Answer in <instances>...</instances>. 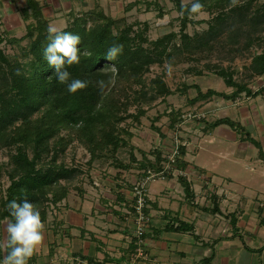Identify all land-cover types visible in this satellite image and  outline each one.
<instances>
[{"label": "crops", "instance_id": "crops-1", "mask_svg": "<svg viewBox=\"0 0 264 264\" xmlns=\"http://www.w3.org/2000/svg\"><path fill=\"white\" fill-rule=\"evenodd\" d=\"M30 1L41 8L49 25L60 30L93 12L113 19L121 15V19L133 10L148 12L149 6L165 5L164 0H0L1 29L9 33L26 30L21 13H32ZM195 77V86L204 92L209 88L219 91L225 83L228 90L220 92L228 96L203 100L202 110L209 117L221 110L226 113L221 118H229L237 126L214 125L218 119L197 120L186 127L193 129L189 136L180 140L170 134L172 140L161 145L172 149L178 140L185 146V170L193 178L194 195L187 198L176 174L149 182L143 254L136 244V218L126 213L133 209L132 184L140 174H130L129 185V175L121 181L119 172L117 178H100L96 173V180L84 186L82 193H69L43 220L44 240L28 264H264V105L260 107L254 100L262 97L264 103V93L240 92L239 98H244L238 102L232 100L229 89L233 87L220 75ZM145 159L154 161L155 154ZM137 163L130 161L128 169L132 171ZM211 194L218 195L216 212L211 210ZM233 216L236 225L230 222ZM180 221L194 229L177 230Z\"/></svg>", "mask_w": 264, "mask_h": 264}, {"label": "trees", "instance_id": "trees-1", "mask_svg": "<svg viewBox=\"0 0 264 264\" xmlns=\"http://www.w3.org/2000/svg\"><path fill=\"white\" fill-rule=\"evenodd\" d=\"M171 1L182 13L181 22L184 29L192 20L187 10L182 8V4L190 7L195 0L190 3H184L182 0ZM200 3L204 5L203 11L213 12L225 7L227 3L230 4L231 0H200ZM241 7L243 6H239ZM29 8L32 9L37 22L28 26L27 37L30 38V42L24 51V56L28 57V60L21 62L17 59L18 57L10 58L0 48V71H2L0 75L2 77L0 83V147L17 146V152L12 156L14 167L9 171L11 184L2 202L4 209L0 216L9 218V220L11 217L7 204L12 200L22 203L27 199L35 204L44 220L47 217V210L41 208V202L46 200L56 206L67 196L66 186L55 187L60 179L68 175L67 168L64 165L49 167L46 170L38 167L43 154L50 151V148H53L55 152L65 151L71 141L77 138L87 146L92 159H96L101 155L100 151H104L111 145H113L114 152H117L121 146H127L128 140L122 134L127 133L129 138L132 134L128 129L119 125L125 119V116L120 114V107L121 97H126L128 94L127 82L132 80L134 83L140 82L142 73L149 70L152 64L162 61L169 48L168 44L177 36L175 32H171L158 38L154 42V48H149L144 46V32L133 31V23L125 24L124 28L118 30V21L103 12L90 13L89 18H76L62 31L81 38L80 44L77 45L80 50V63L66 67L71 74L70 80L85 81L87 87L76 93H69L67 85L57 81L55 68L44 59V49L50 42L47 31L49 24L42 17L41 8L33 1L29 2ZM262 8H264V3ZM24 14L26 18L29 15L27 11ZM252 19L256 22H264V11ZM89 20L92 24L88 26ZM182 37L183 39L189 38L187 34H183ZM5 39L0 38V42ZM7 41L14 43L21 40L13 38ZM114 44L123 45V50L111 61L107 59L106 53ZM113 65H115V71L111 68ZM252 69L264 75V52L255 56ZM198 74L201 73L198 72ZM216 74L224 78L227 86L236 87L231 95L233 97L243 91L254 96L264 93V86L253 91L248 84L236 82L233 74L225 69L216 71ZM101 80L106 84L103 90L98 84ZM154 83H156V90L159 94L167 96L171 93L161 77L156 78ZM197 90L198 94L190 100L192 104L214 95H227L211 88L204 92L198 86ZM144 113L145 110H142L139 115ZM170 113L172 115L171 124H175L181 118V112L172 110ZM222 123L237 126L229 118H220L214 122V125ZM64 129L68 130L67 136L61 135ZM29 146H32V157L28 152ZM155 153V160L145 159L139 162V169L151 167L161 170L164 167L162 161L166 159L163 157V152L155 150ZM185 155L186 148L181 145L180 155L174 168L186 169ZM131 161L137 162L134 154H131ZM117 163L115 165L120 168L132 167L121 161ZM178 178L185 188L187 198L192 197L194 193L191 181L180 174ZM211 199L214 205L211 210L216 212L219 210L218 195L211 194ZM230 222L236 225L237 220L233 216ZM175 228L179 231H189L193 230L194 226L180 221ZM2 259L3 253L0 252V260Z\"/></svg>", "mask_w": 264, "mask_h": 264}, {"label": "rangeland", "instance_id": "rangeland-1", "mask_svg": "<svg viewBox=\"0 0 264 264\" xmlns=\"http://www.w3.org/2000/svg\"><path fill=\"white\" fill-rule=\"evenodd\" d=\"M164 2L165 5L160 3L159 6L155 4L147 7L148 12L133 10L121 19V15L116 16L119 18L116 19L118 30L124 28L125 24L133 23V31L141 30L144 32L145 47L154 48V42L158 38L171 32L177 34L168 44L169 48L161 62L152 64L149 70L143 72L140 82L134 83L133 80L127 82L129 85L127 87L128 94L126 97H121L120 107V114L125 116V119L119 124L132 134L131 138L125 132L122 134L128 140L127 146H121L117 152H114L113 145H111L104 151H100L99 157L92 159L87 146L75 138L65 151L58 150L55 152L53 148H50V151L45 152L38 162V167H43L44 170L60 165L67 168L68 175L60 179L59 183L55 185L56 188L66 186L68 189L67 196L69 193L76 195L82 193L84 186L86 187L96 180L94 177L96 173L100 178L101 176L117 178V172H119V176L122 174L120 176L121 181H124V178L129 175V179L126 181L130 185L132 183L129 181L132 179L130 174L134 173L135 176L140 174L139 177H141L144 169H139V162H142L145 157L147 158L148 154L150 156L156 154L155 150L169 152V147L163 148L161 145L170 142L169 139L172 140L170 134L174 135V138L178 136L181 140L189 136L191 130L193 131V129L186 127L193 125L197 120L202 121V119L209 118L210 120L207 122H211L221 118V114L224 116L226 113L219 110L217 116L209 117L208 113L202 110L205 106L203 100H198L193 104L190 102L198 94L195 86L197 83H194L195 76L214 77L216 71L225 69L233 74L236 82L248 84L253 91L264 85V75L256 73L252 69L255 56L264 52V22H256L252 19L264 11L262 8L264 0H239L236 6L227 3L228 5L218 9L219 11L209 12L205 10L206 14L191 16L192 21L184 29L181 22L182 13L177 10L171 0H164ZM241 5L243 7L239 8ZM28 14L26 18L24 12L21 13L24 24L27 26L22 33L5 32L0 27V38H6L0 42V48L10 58L18 57L17 59L21 62L28 60V57L24 56V51L30 42V38L27 37L28 26L37 22L33 13L29 12ZM90 22L89 20L88 26ZM183 34H187L189 38L183 39ZM13 38L21 41L14 43L7 41ZM0 75H2V71H0ZM158 77H161L171 90L167 96L159 94L156 90L154 80ZM1 81L2 77H0V83ZM224 84H222L221 89H218L219 91L228 90L226 86H223ZM125 90L127 89L125 88ZM229 90L233 94L236 87ZM240 95L231 96L232 100L239 99L238 102L242 101L244 97L239 98ZM214 97L217 95L212 96V99ZM220 99L222 100V98ZM254 100L260 107L264 105L261 103L262 97H256ZM224 102H228V99ZM142 110H145V113L139 115ZM172 110H180L181 112V118H177L175 124H171L172 115L170 112ZM174 131H177V134H174ZM61 135L67 136L68 130H62ZM16 152V145L0 147V216L4 209L2 202L6 198L7 189L11 184L9 171L14 167L12 156ZM28 152L32 157V146L28 147ZM131 154H134L139 161L136 162L137 167L133 168L134 171L124 169L126 171L120 172L121 168L115 164H118L119 161L123 164H130ZM189 158L190 161L194 162L195 158L192 159L191 155ZM131 162L134 165L133 161ZM175 174L178 175L177 172ZM187 178H190L191 182L193 181L192 177ZM41 203V208L47 210V216L57 207V205L55 206L46 200ZM6 220L9 218L0 217V239H3L4 236L3 226Z\"/></svg>", "mask_w": 264, "mask_h": 264}, {"label": "clouds", "instance_id": "clouds-1", "mask_svg": "<svg viewBox=\"0 0 264 264\" xmlns=\"http://www.w3.org/2000/svg\"><path fill=\"white\" fill-rule=\"evenodd\" d=\"M239 0H231V6H236ZM188 15L202 14L204 5L195 0L188 5L182 4ZM49 43L44 49V59L55 68V76L59 83L66 84L69 93L87 87V82L80 79H71L66 66L80 63V50L77 45L81 38L69 32L62 31L54 25L48 26ZM123 50V45L114 44L106 53L108 60H114ZM115 71V65L111 66ZM103 90L105 81H98ZM11 219L6 220L3 226L4 236L0 239V252L3 259L0 264H28L44 240L45 224L41 218L40 210L36 205L25 199L22 203L12 200L7 204Z\"/></svg>", "mask_w": 264, "mask_h": 264}, {"label": "built area", "instance_id": "built-area-1", "mask_svg": "<svg viewBox=\"0 0 264 264\" xmlns=\"http://www.w3.org/2000/svg\"><path fill=\"white\" fill-rule=\"evenodd\" d=\"M264 86V85H262ZM177 139V138H176ZM180 146L181 143L176 140L172 149L169 152L163 151V157L166 159L162 161V165L164 166L161 170H155L151 167L144 169L141 174V177L137 178L136 181L133 183V195L134 201L132 204L133 209L128 208L126 213L129 216L132 214L136 218V244L138 246L139 254L142 255L143 250V238L146 233V224L149 220L147 214L145 213L144 209L148 206V199H147V187L151 180L156 178H164L167 174H174L178 173V175H183L185 177H189L190 173L187 170H178L175 167L177 158L180 155ZM178 170V171H177ZM189 179V178H188Z\"/></svg>", "mask_w": 264, "mask_h": 264}]
</instances>
